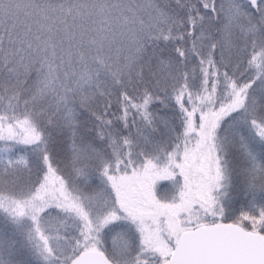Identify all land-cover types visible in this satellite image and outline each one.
Segmentation results:
<instances>
[{"label": "snow or ice", "instance_id": "6c2138e0", "mask_svg": "<svg viewBox=\"0 0 264 264\" xmlns=\"http://www.w3.org/2000/svg\"><path fill=\"white\" fill-rule=\"evenodd\" d=\"M0 264H264V0H0Z\"/></svg>", "mask_w": 264, "mask_h": 264}]
</instances>
